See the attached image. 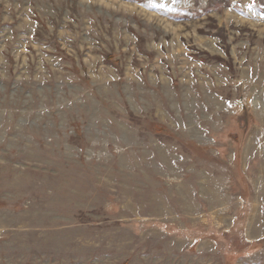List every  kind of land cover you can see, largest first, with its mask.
<instances>
[{
  "label": "rangeland",
  "instance_id": "374dc122",
  "mask_svg": "<svg viewBox=\"0 0 264 264\" xmlns=\"http://www.w3.org/2000/svg\"><path fill=\"white\" fill-rule=\"evenodd\" d=\"M0 264H264V0H0Z\"/></svg>",
  "mask_w": 264,
  "mask_h": 264
}]
</instances>
